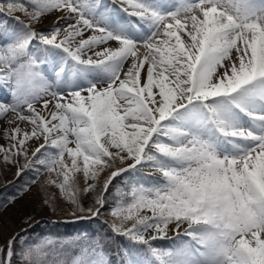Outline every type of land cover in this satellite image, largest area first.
<instances>
[{"label":"snow or ice","instance_id":"6c2138e0","mask_svg":"<svg viewBox=\"0 0 264 264\" xmlns=\"http://www.w3.org/2000/svg\"><path fill=\"white\" fill-rule=\"evenodd\" d=\"M119 2H0L18 25L0 22V167L34 173L21 195L38 185L55 210L54 187L80 219L151 167L159 179L116 190L108 227L143 247L115 264H264V0ZM170 230V247L154 245ZM17 236L0 264H113L108 237Z\"/></svg>","mask_w":264,"mask_h":264},{"label":"trees","instance_id":"16d2710c","mask_svg":"<svg viewBox=\"0 0 264 264\" xmlns=\"http://www.w3.org/2000/svg\"><path fill=\"white\" fill-rule=\"evenodd\" d=\"M21 163H23L22 159ZM15 172L16 170H13L9 166L0 167V224L2 223V215L6 214L12 219L13 210L11 208L16 204H19V207L22 210L21 214L24 218V225H27L18 233L19 236H17L16 248L21 246L19 243L21 237L27 243H36L46 238H51L60 242H70V240H74L77 236H81V233L87 234L89 237L103 236L109 238L106 240V249L112 254L111 259L113 264H115L118 259L115 255L117 251L122 249L131 251L135 248L143 247L131 244L123 236L114 235L105 223L109 215V210L113 206L116 198L115 193L117 188H125L126 182L129 180L126 178V174H123L122 177H118L113 181V186H110L109 188L110 195L108 203L105 205V208L101 210V215L91 219L79 218L76 226H73L69 222L62 221L63 215L60 213V208L55 206V203L62 199L57 189L54 187L49 189V192L55 195V210H53V207H49L42 203L44 194L39 190L38 185H33L29 191L21 195L23 185L34 175V173L26 172L20 178H17ZM41 179H43V176ZM13 197H15L14 200ZM80 202L84 208H87L93 202L92 196H82ZM70 207L72 206L70 205ZM45 213H49L51 220L42 222L38 219V215ZM75 217L78 218V216ZM153 243L158 247L165 248L163 246L165 242L156 240L153 241ZM0 247H3V245L0 244ZM14 260L16 261V258H14Z\"/></svg>","mask_w":264,"mask_h":264},{"label":"rangeland","instance_id":"374dc122","mask_svg":"<svg viewBox=\"0 0 264 264\" xmlns=\"http://www.w3.org/2000/svg\"><path fill=\"white\" fill-rule=\"evenodd\" d=\"M0 2H3V0H0ZM101 2L104 5H107L111 8H116L119 9L120 8V2L119 0H101ZM63 13H59V12H54L50 15H47L45 17H43L41 19V22L38 23L35 27L37 28V30H48L52 24L53 21H55L59 16H62ZM121 16H125L126 14L123 13L122 11L120 12ZM21 19H24L23 16L20 17ZM134 19V18H133ZM6 21L11 27H18L17 25V21L13 18L10 17H6V16H0V22ZM112 46H115V42H112ZM0 102H11V97L9 94V91L7 88H0ZM40 105H37V109L39 110ZM12 114L9 113L8 116L10 117ZM22 128H26L29 129L30 125H27L26 123H21L20 125ZM7 127L6 124H4L3 121H0V144H7L8 141H6L3 137V128ZM43 141H31L30 142V146L32 149H34L39 143H42ZM13 170H16L14 167H11ZM138 168L140 169L138 172H134V173H125L126 176H128L127 178H138V179H142L145 183L150 182L153 179H159L160 178V174L158 172H156L153 168L151 169H147L146 166L144 167H140L138 166ZM55 206H58L60 208V213L63 215L62 216V221L65 222H69L71 225H75L78 223V218H75V216H73L71 214V207L68 204V202L64 199H61L60 201L55 203ZM12 211V219H10L8 217V215H2L1 216V224H0V244L1 245H6L7 241L9 239H11L14 235H16V233L26 227L27 225H24V218L21 214V208L19 207V204H16L15 206H12L11 208ZM38 219H40L42 222L51 220V218L49 217V213H45V214H40L38 215ZM111 216L109 215L108 220H107V224L111 222ZM171 227V226H170ZM8 229L9 231H11L9 234L7 232H5L4 230ZM169 238L163 239L162 241H165L168 243L169 246L172 245L173 241L175 239H178L176 237V234L170 230V233L168 234ZM185 239H187L185 237ZM69 241V240H68ZM72 241V240H70ZM15 260H14V264H15Z\"/></svg>","mask_w":264,"mask_h":264},{"label":"bare ground","instance_id":"6f19581e","mask_svg":"<svg viewBox=\"0 0 264 264\" xmlns=\"http://www.w3.org/2000/svg\"><path fill=\"white\" fill-rule=\"evenodd\" d=\"M4 231L7 232L8 234L11 232V231H9L8 229H5Z\"/></svg>","mask_w":264,"mask_h":264}]
</instances>
